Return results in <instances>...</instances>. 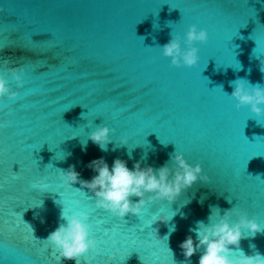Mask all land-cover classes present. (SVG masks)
I'll return each mask as SVG.
<instances>
[{
  "label": "water",
  "instance_id": "95a60500",
  "mask_svg": "<svg viewBox=\"0 0 264 264\" xmlns=\"http://www.w3.org/2000/svg\"><path fill=\"white\" fill-rule=\"evenodd\" d=\"M191 25L207 43L193 45L195 66L173 67L158 45ZM0 57L25 71L22 88L8 77L17 100L0 98V264H75L43 241L62 210L86 213L96 241L79 264H188L179 245L196 242L190 229L212 206L264 226V116L257 123L229 96L236 79L264 86V0H0ZM102 126L114 130L108 151L87 139ZM175 152L210 183L140 217H113L60 176L71 166L89 181L101 158L109 169L115 159L159 168ZM161 215L172 218L151 225ZM243 235L246 255L264 254V233Z\"/></svg>",
  "mask_w": 264,
  "mask_h": 264
},
{
  "label": "clouds",
  "instance_id": "9594fccd",
  "mask_svg": "<svg viewBox=\"0 0 264 264\" xmlns=\"http://www.w3.org/2000/svg\"><path fill=\"white\" fill-rule=\"evenodd\" d=\"M170 36L168 43L158 47L161 48L162 55L170 59L171 66L177 68L195 66L198 62V49L193 45L207 43V32L198 31L195 25H191L182 40L179 35H173L172 32ZM260 66L261 72L264 73V60L260 61ZM0 73H2L0 98L17 100L18 93L10 91L8 77L15 82L17 88H22L24 69L13 67L8 59H3L0 62ZM230 84L234 91L228 95L236 101L235 107L239 109L247 106L251 116L259 123V118L264 116V86L246 87L244 79H236ZM220 88L222 89V86ZM7 125L8 120L5 119L0 123V128H5ZM113 133L114 130L107 126L97 127L89 133L87 139L97 145L101 151H108ZM126 144H128L127 139H121L119 142L120 146ZM83 146L86 148L87 141L83 142ZM129 157L131 158L130 152ZM89 167L96 173L89 181L80 179V174L71 166L67 171L60 170L61 179L66 187L79 183L81 189H87L92 193L96 208L110 213L119 220H124L127 215L140 217L142 209L148 205H159L163 202L171 205L198 181L210 183L209 177L202 175L199 164L195 166L188 164L183 156L176 152L159 168L141 167V163L136 162L130 170L125 161L115 159L109 169L103 158L92 161ZM34 188L40 194L46 192L43 183L34 185ZM132 198H136L135 202ZM228 202L231 203L229 200ZM174 215L175 213L172 216ZM172 216L161 215L154 219L151 225L157 222L168 223ZM233 217L236 219L233 220ZM60 220L64 223H60L43 241L58 253L56 257L58 261H75V264H79L81 256L96 250V241L89 236L88 216L83 212L68 215L62 210ZM174 230L173 226L169 235ZM190 231L195 234L196 242L194 243L193 237L189 235L179 245L188 264H191V257L201 249L202 254L198 264H264V254L256 251L253 255H246L240 249V241L245 238L244 232L248 233L249 238L254 239L257 234L264 233V226L257 223L255 217L249 219L246 213L238 212L235 207L224 210L223 213L218 206L210 207L207 223L202 220L197 221L196 226ZM153 232L157 238L156 232ZM166 238L168 240L167 236ZM250 247L255 248V245ZM237 250L238 255L235 254Z\"/></svg>",
  "mask_w": 264,
  "mask_h": 264
},
{
  "label": "snow or ice",
  "instance_id": "6c2138e0",
  "mask_svg": "<svg viewBox=\"0 0 264 264\" xmlns=\"http://www.w3.org/2000/svg\"><path fill=\"white\" fill-rule=\"evenodd\" d=\"M2 60H3V58L2 57H0V62H2ZM82 257V256H81Z\"/></svg>",
  "mask_w": 264,
  "mask_h": 264
}]
</instances>
